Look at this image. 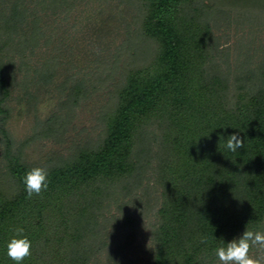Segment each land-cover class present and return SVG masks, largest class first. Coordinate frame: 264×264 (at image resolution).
<instances>
[{"label":"trees","instance_id":"1","mask_svg":"<svg viewBox=\"0 0 264 264\" xmlns=\"http://www.w3.org/2000/svg\"><path fill=\"white\" fill-rule=\"evenodd\" d=\"M131 2L140 34L156 45L153 55L125 70L98 141L55 162H31L7 128L16 72L50 42L39 12L68 16L77 0H0V131L12 180L0 186V264H15L6 244L17 228L32 244L22 264H97L112 242L119 243L111 251L122 252L138 220L132 210L107 215L120 194L124 207L140 202L139 193L158 195L147 264H220L217 246L245 229L264 231V87L231 81L216 61L212 23L222 4L259 8L264 0ZM56 62L47 57L35 69L38 83L54 78ZM86 81L76 79L63 103H78ZM63 124L56 115L41 133ZM232 134L244 141L236 152L225 146ZM35 167L47 171L48 188L28 198L23 177Z\"/></svg>","mask_w":264,"mask_h":264},{"label":"rangeland","instance_id":"2","mask_svg":"<svg viewBox=\"0 0 264 264\" xmlns=\"http://www.w3.org/2000/svg\"><path fill=\"white\" fill-rule=\"evenodd\" d=\"M222 7L224 10H214L212 18L218 47L216 61L231 81L242 79L245 83L249 79L264 87V7L228 4ZM39 13L41 25L47 22L50 27V42L37 48L28 65L16 72L7 128L15 146L21 148L28 161L52 159L55 162L67 157L79 145L98 141L103 129V112L115 86L122 81L127 68L138 61H148L156 45L140 34V11L131 0H77L68 16L51 10ZM47 57L57 58L55 76L48 83H38L35 69ZM83 77L87 79L86 94L73 105L63 103L69 99L72 84ZM56 115L62 116L64 124L57 125L50 134L41 133L43 122ZM5 151L0 131V186L9 188L12 180L5 168ZM139 194L140 202L132 198L125 207L119 206L124 201L120 194L107 211L109 216L123 217L132 210L138 220L134 229L136 238L118 254L111 250L119 242H112L107 252L98 256L97 264H147L158 195L153 191L148 196ZM108 226L112 232L115 221ZM120 243H125L124 237ZM250 255L264 257V252L254 247Z\"/></svg>","mask_w":264,"mask_h":264},{"label":"clouds","instance_id":"3","mask_svg":"<svg viewBox=\"0 0 264 264\" xmlns=\"http://www.w3.org/2000/svg\"><path fill=\"white\" fill-rule=\"evenodd\" d=\"M225 146L229 151L236 152L244 147V141L238 134H232L226 139ZM47 175V171L40 167L32 168L25 173L23 183L26 186L28 198L33 195L39 196L47 190ZM23 232V228H17L15 235L6 244V254L15 264H22L25 258L31 256L32 244L27 236H23ZM201 242L207 241L202 239ZM253 247L264 252V231L245 229L240 236L217 246L214 253L220 264H264V257H253L249 254Z\"/></svg>","mask_w":264,"mask_h":264}]
</instances>
